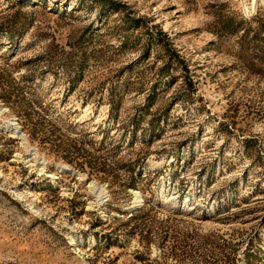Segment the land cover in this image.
<instances>
[{
  "label": "rangeland",
  "instance_id": "374dc122",
  "mask_svg": "<svg viewBox=\"0 0 264 264\" xmlns=\"http://www.w3.org/2000/svg\"><path fill=\"white\" fill-rule=\"evenodd\" d=\"M0 0V264H264V2Z\"/></svg>",
  "mask_w": 264,
  "mask_h": 264
},
{
  "label": "bare ground",
  "instance_id": "6f19581e",
  "mask_svg": "<svg viewBox=\"0 0 264 264\" xmlns=\"http://www.w3.org/2000/svg\"><path fill=\"white\" fill-rule=\"evenodd\" d=\"M257 1H259V0H252V2H251V7H252V8L255 7ZM260 2H264V0H260Z\"/></svg>",
  "mask_w": 264,
  "mask_h": 264
}]
</instances>
